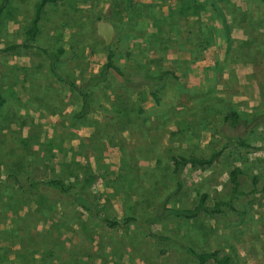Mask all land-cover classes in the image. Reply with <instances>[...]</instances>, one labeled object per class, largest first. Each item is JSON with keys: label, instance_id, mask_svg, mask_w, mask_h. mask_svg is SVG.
Wrapping results in <instances>:
<instances>
[{"label": "rangeland", "instance_id": "374dc122", "mask_svg": "<svg viewBox=\"0 0 264 264\" xmlns=\"http://www.w3.org/2000/svg\"><path fill=\"white\" fill-rule=\"evenodd\" d=\"M34 1L9 0L0 16V264H198L146 228L198 251L226 249L238 264H264V0H183L181 8L177 0L47 3L32 43L62 49L59 72L91 93L86 118L75 115L81 96L52 74L37 47L4 49L24 41ZM158 12L173 25L167 51L164 43L149 47ZM98 19L116 27L110 46L120 67L129 70V56H143L154 71L172 72L159 103L149 89L121 91L111 69L91 81L106 59ZM232 109L248 122L260 116L261 124L250 134L228 129L223 118ZM16 115L20 121H10ZM37 117L43 120L33 123ZM21 121L32 123L28 132L15 129ZM221 148L210 165L187 164L174 191L173 156L209 157ZM235 167L233 194L226 183ZM36 179H62L79 196L67 201L51 185L35 190ZM202 192L208 206L233 197L235 210L195 220L156 213L164 199L167 207H192ZM129 216L136 225L125 222Z\"/></svg>", "mask_w": 264, "mask_h": 264}, {"label": "trees", "instance_id": "16d2710c", "mask_svg": "<svg viewBox=\"0 0 264 264\" xmlns=\"http://www.w3.org/2000/svg\"><path fill=\"white\" fill-rule=\"evenodd\" d=\"M56 0H35L32 5V13L31 18L29 20L28 25L24 28V41L22 43H13L5 47V50L16 49L18 47H22L24 49H30L32 47H37L48 59V66L52 74L60 81L66 83V85L74 89L81 96V106L79 110L75 113L76 117L86 118L89 117V114L92 109V103L90 102L91 93L89 91H84L82 86L76 85L74 81H70L65 78L59 72L57 68V61L59 60L60 53L62 49L58 50H50L48 48L40 47L34 45L32 42L35 40L37 35L40 33V22L42 20L43 8L47 3H54ZM9 0H0V16L7 6ZM183 0H177V6L180 4V8L183 5ZM212 5H215L212 2ZM216 7V6H215ZM215 9V8H214ZM217 9V7H216ZM159 15L162 16L161 23L159 22L157 28V37L154 34H150L151 45L150 49H155L157 46H161V43H164L163 50L167 51L171 48V43L173 42L172 38L169 37V31L173 29V25L168 22L169 15H162L158 12ZM106 61L101 65V69L98 73V76H93L91 81L96 77L105 76L106 72L111 69L116 74H118L121 78L119 83V88L124 93L133 91L134 93L141 95L144 93L146 89H149L150 95L154 99L156 103H159L160 97L159 92L162 86L165 83V79L169 74H172L168 69H158L154 71L151 66L148 65L143 56H139L137 58H133L129 56V59L132 60V66L129 70L123 69L115 62V49L110 45H106ZM5 97L0 92V106L5 104ZM137 112H143L141 107H137ZM261 117L255 115L249 122L248 120H244L240 117V114L236 110H229L227 115L223 118L224 124L228 127V129H237L238 127L243 128L244 134H250L254 131V129L260 125ZM225 136L231 140L236 142L241 146H248V143L241 138L240 134L234 135L232 132L225 133ZM222 148L213 151L209 157H204L196 153H189L186 156H173L171 158L173 167L172 174L176 180V188L175 192H178L182 186V182H180V174L182 169L187 165L191 164L193 166H204L212 164L216 158L221 154ZM241 174V169L239 167L233 168L229 173V178L227 180V185L231 188V193L235 194L238 191L240 186L239 176ZM96 176L91 175L88 178V184L92 183L95 180ZM257 177H254V183H256ZM42 185H51L56 188L62 196H66L71 200H76L79 196L78 191H74L72 186L66 184L62 179H51L48 182L45 181H32L30 186L39 190ZM233 197L230 200L218 199L212 206H208L206 204L207 193L202 192L198 201L192 205V207H182V208H171L167 207L166 199L162 200L156 206V213L158 216L161 215L160 212H165L166 216H174L178 218H184L185 220L198 219L201 214H206L207 216H214L216 214H225L227 213V208L235 210V207L232 205ZM127 223L135 224L137 221L134 216H129L124 219ZM105 225L115 228L120 225V223L115 219H110L108 217H103L99 220ZM136 225V224H135ZM146 231L149 235L157 238L158 240H162L164 242L173 244L177 246L181 251H183L186 255L193 258L198 264H238L236 258L233 256V253L227 251L226 249H215L211 251H198L191 244L183 241L178 237H170L166 235H158L150 229L146 228Z\"/></svg>", "mask_w": 264, "mask_h": 264}, {"label": "water", "instance_id": "95a60500", "mask_svg": "<svg viewBox=\"0 0 264 264\" xmlns=\"http://www.w3.org/2000/svg\"><path fill=\"white\" fill-rule=\"evenodd\" d=\"M96 33L104 40L105 45H110L116 33L115 25L107 19L96 21Z\"/></svg>", "mask_w": 264, "mask_h": 264}, {"label": "crops", "instance_id": "0c3cea01", "mask_svg": "<svg viewBox=\"0 0 264 264\" xmlns=\"http://www.w3.org/2000/svg\"><path fill=\"white\" fill-rule=\"evenodd\" d=\"M104 58H106V55H105V57ZM106 61V59H103V57L101 58L100 57V62L103 64L104 62ZM6 64H9V65H11L10 63H6ZM193 66V65H192ZM4 68H6L5 66H3ZM3 67H1L0 68V73H1V76L2 77H4L3 75H5L4 74V68ZM192 70H194V68H192ZM3 72V73H2ZM193 73V72H192ZM17 85V84H16ZM15 91H17L16 90V87H15ZM1 92V91H0ZM2 94V93H1ZM3 95V94H2ZM5 97V96H4ZM6 99V98H5ZM6 102V101H5ZM15 117V119L14 118H12V120H10V121H14V122H19L20 121V119L21 118H19L17 115L16 116H14ZM23 117V116H22ZM31 118V117H30ZM42 121L43 119H39L38 117L36 118V119H34V121H32V119H31V121L34 123V122H36V121ZM31 122L30 123H25L24 121H21V123H20V127H16L15 129H17V128H19V130L20 131H22V130H24V129H26L27 130V132H28V129H30L31 128ZM7 127V126H6ZM27 127V128H26ZM22 129V130H21ZM12 130V129H11ZM24 132H25V130H24ZM3 133V132H2ZM13 156V155H12ZM31 162V161H30ZM31 164H32V162H31ZM29 165V164H28ZM35 181H39L38 179H36ZM35 190H37V189H35ZM39 190H42V188H40ZM41 192V191H40ZM62 196V195H61ZM60 196V198H63V197H65V200H67V201H74V200H71V199H69V198H66V196H62L61 197ZM64 199V198H63Z\"/></svg>", "mask_w": 264, "mask_h": 264}]
</instances>
